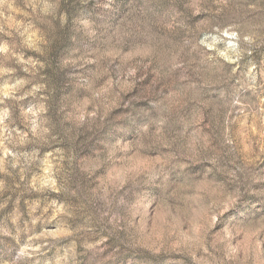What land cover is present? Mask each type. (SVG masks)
Here are the masks:
<instances>
[{
	"label": "rangeland",
	"instance_id": "374dc122",
	"mask_svg": "<svg viewBox=\"0 0 264 264\" xmlns=\"http://www.w3.org/2000/svg\"><path fill=\"white\" fill-rule=\"evenodd\" d=\"M0 264H264V0H0Z\"/></svg>",
	"mask_w": 264,
	"mask_h": 264
}]
</instances>
